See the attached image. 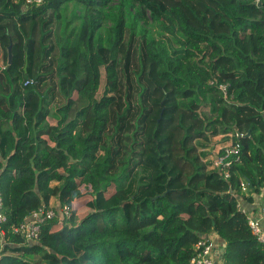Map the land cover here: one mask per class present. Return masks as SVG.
<instances>
[{"label": "trees", "instance_id": "16d2710c", "mask_svg": "<svg viewBox=\"0 0 264 264\" xmlns=\"http://www.w3.org/2000/svg\"><path fill=\"white\" fill-rule=\"evenodd\" d=\"M134 1L103 35L107 0H0V264H191L212 233L226 263L264 264L239 205H264V0ZM221 134L241 143L229 178L186 147ZM55 197L70 218L12 231Z\"/></svg>", "mask_w": 264, "mask_h": 264}, {"label": "built area", "instance_id": "2783aa9c", "mask_svg": "<svg viewBox=\"0 0 264 264\" xmlns=\"http://www.w3.org/2000/svg\"><path fill=\"white\" fill-rule=\"evenodd\" d=\"M40 2V0H37ZM259 4H261L260 0H257ZM32 83V80H27L26 83ZM220 89L223 91L225 97L228 96V84H220ZM242 135V134H240ZM241 150V143L239 141H233L231 144L225 145L222 147L218 153V155L214 158L211 168H216L224 173L225 178L230 177V172L228 171V167L232 163L233 159H239V153ZM241 190L246 192L248 190L247 184L245 182L242 183ZM242 198L240 197L239 205L242 210L248 215V222L252 229L253 234L258 238V240L264 245V227L262 225V218H264V205L260 207L261 216H252L248 213V211L242 207ZM73 214V208L65 204L63 206L52 205L49 206L42 205L38 209L34 210L32 214L25 219L19 225L13 226L12 231L16 234L21 235L25 238L26 242L32 243L39 239L41 233V226L53 219H58L59 222H64L65 219H68ZM7 222V216L4 212V201L3 196L0 191V263L2 258V249L4 242V234L5 231L3 229L4 224ZM196 254L191 259V264H215L214 258V242L210 238V236L203 235L200 237L198 242L196 243ZM223 264H232L226 263L224 261Z\"/></svg>", "mask_w": 264, "mask_h": 264}, {"label": "rangeland", "instance_id": "374dc122", "mask_svg": "<svg viewBox=\"0 0 264 264\" xmlns=\"http://www.w3.org/2000/svg\"><path fill=\"white\" fill-rule=\"evenodd\" d=\"M107 4H105V6L102 8V18H101V23H102V28L99 30V33L103 34V35H107L109 32V29L112 27V25L114 24V18L116 16H118L119 14H122L123 16H127V11L130 9L132 11V13H135L136 10L138 9V4L134 1V0H107L106 2ZM69 12L70 13H76L79 17H82L85 14V9L83 8V6L81 5H71L69 7ZM148 27H151L150 24H148ZM28 29L31 30L33 29L32 26H28ZM56 56V55H55ZM0 65H4V62L2 59H0ZM61 97V96H60ZM59 102H57V104H59ZM184 115L183 111H178L176 116H175V123H173V128L175 130L176 133V137H175V157L179 160V163L181 165H187V171L189 172V169L192 167V164L185 159V155L186 152L184 151V146L182 145V140L184 138L185 132L184 130L185 127L187 128L189 125L194 124V121L187 119L185 117L180 118V115ZM219 135L216 136H212L210 141H202L203 143H207L209 144V146H199L198 144V140H192L189 141L186 144L187 148H190L191 151L189 153V158L191 159H196V163L198 165H203V164H199V163H204L206 164L209 168H211V163L213 162L214 158L218 155L219 153V146L223 145L226 143V140H224V138L221 141L215 142V140H220V137H218ZM229 138H233L234 140V136L233 134H230L228 136ZM227 139V140H228ZM191 140V139H189ZM215 142V143H214ZM231 143V142H230ZM227 143V144H230ZM213 144H215L214 146H212ZM225 144V145H227ZM218 146V147H217ZM203 154V155H202ZM200 157V159H198V157ZM54 204L58 205L59 201H58V197L54 198ZM147 206L149 207L150 210L152 211H158L161 210L163 208H166L167 206V202L163 197H157L151 200H147L146 201ZM170 208H169V212H170ZM76 213H78V211L76 210ZM77 220H79V215H77ZM118 234H124V232H120ZM148 264H152V263H148Z\"/></svg>", "mask_w": 264, "mask_h": 264}, {"label": "crops", "instance_id": "0c3cea01", "mask_svg": "<svg viewBox=\"0 0 264 264\" xmlns=\"http://www.w3.org/2000/svg\"><path fill=\"white\" fill-rule=\"evenodd\" d=\"M218 137H220V140H215V142L221 141L223 138H224V140H226L225 144L230 143V142L232 143L234 141L233 138H229L228 139L227 136H225L224 134H221ZM225 144L220 145L219 146V150L222 147H224ZM214 145L215 144H213L212 146H214ZM262 200H263V197H262L261 194H254V201L252 203L247 201L246 199L242 198L241 204H242V207L245 208L250 215H252V216H261L260 207L263 204ZM54 201H55V199L53 198L51 200V204L52 205H54ZM262 225L264 227V218H262ZM209 236H210V238L212 239V241L214 242V245H215V248H214L215 264H223L225 260L223 259L222 254H223V251H224V247L226 245L225 240L222 239L221 237H219L216 233H212Z\"/></svg>", "mask_w": 264, "mask_h": 264}, {"label": "water", "instance_id": "95a60500", "mask_svg": "<svg viewBox=\"0 0 264 264\" xmlns=\"http://www.w3.org/2000/svg\"><path fill=\"white\" fill-rule=\"evenodd\" d=\"M0 69H1V65H0ZM239 136H241V135L239 134ZM71 161H74V159L71 158Z\"/></svg>", "mask_w": 264, "mask_h": 264}]
</instances>
